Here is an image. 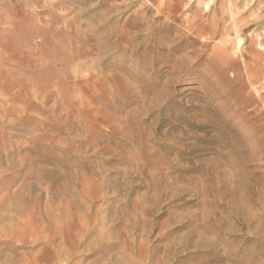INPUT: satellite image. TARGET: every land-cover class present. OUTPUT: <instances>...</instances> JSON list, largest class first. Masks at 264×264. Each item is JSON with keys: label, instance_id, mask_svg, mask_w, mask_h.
I'll list each match as a JSON object with an SVG mask.
<instances>
[{"label": "rangeland", "instance_id": "374dc122", "mask_svg": "<svg viewBox=\"0 0 264 264\" xmlns=\"http://www.w3.org/2000/svg\"><path fill=\"white\" fill-rule=\"evenodd\" d=\"M0 264H264V0H0Z\"/></svg>", "mask_w": 264, "mask_h": 264}, {"label": "bare ground", "instance_id": "6f19581e", "mask_svg": "<svg viewBox=\"0 0 264 264\" xmlns=\"http://www.w3.org/2000/svg\"><path fill=\"white\" fill-rule=\"evenodd\" d=\"M26 2V1H25ZM198 25V24H197ZM199 26V25H198ZM204 30V29H203ZM238 40V39H237ZM239 43V42H238Z\"/></svg>", "mask_w": 264, "mask_h": 264}]
</instances>
